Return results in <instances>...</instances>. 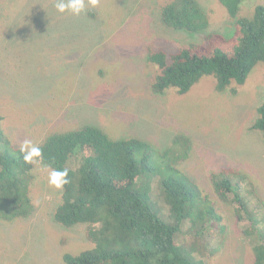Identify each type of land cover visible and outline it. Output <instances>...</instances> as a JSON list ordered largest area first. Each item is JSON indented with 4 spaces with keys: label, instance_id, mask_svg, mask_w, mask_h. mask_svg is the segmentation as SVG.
<instances>
[{
    "label": "rangeland",
    "instance_id": "rangeland-1",
    "mask_svg": "<svg viewBox=\"0 0 264 264\" xmlns=\"http://www.w3.org/2000/svg\"><path fill=\"white\" fill-rule=\"evenodd\" d=\"M169 1L98 0L92 7L86 0L75 16L59 12L58 0H0L1 126L15 148L25 140L38 146L51 133L86 125L114 139L137 137L154 152L182 139L179 168L211 201L220 221L201 235L188 224L177 236L180 247L185 253L193 248L191 256L203 264H252L253 239L246 234L252 214L264 231V141L251 128L264 100V64L242 85L221 92L205 76L184 94L171 88L155 94L158 69L147 60L149 50L168 55L208 34L234 32V20L218 0H197L209 19L204 31L170 29L159 13ZM263 4L241 0L238 16L249 17ZM222 170L238 175L233 183L244 202L239 211L233 194L222 201L213 191L210 175ZM33 171L30 215L0 218V264H62V253L91 247L87 225L65 228L54 221L62 189L49 185L52 169L34 158ZM152 191L162 207L155 184Z\"/></svg>",
    "mask_w": 264,
    "mask_h": 264
},
{
    "label": "trees",
    "instance_id": "trees-1",
    "mask_svg": "<svg viewBox=\"0 0 264 264\" xmlns=\"http://www.w3.org/2000/svg\"><path fill=\"white\" fill-rule=\"evenodd\" d=\"M218 1L234 20L233 34H208L201 43L168 55L149 50L147 60L158 69L152 83L155 94L170 88L184 94L205 76L213 77L215 89L221 92L233 83L242 85L257 64H264V4L255 6L251 16L239 17L241 0ZM159 13L164 26L191 34L204 31L209 23L197 0H171ZM257 115L251 128L264 141V100ZM2 119L0 114V218L13 221L33 210L29 191L35 173L33 162L26 163L20 148L13 147L3 132ZM181 142L176 139L172 148L154 152L137 137L114 139L86 125L51 133L38 145L42 155L36 160L52 170L68 171L69 182L61 190L54 221L65 228L87 225L91 244L78 253H62V264H203L191 256L193 248L184 252L177 236L188 224L201 235L203 229L218 224L220 216L180 170ZM159 164L163 170L157 168ZM236 177V172L222 170L212 173L210 182L219 200L233 194L239 211L244 202L236 194ZM154 184L162 207L153 199ZM152 204L160 209L154 211ZM249 220L246 234L253 239L252 264H264L260 219L252 214Z\"/></svg>",
    "mask_w": 264,
    "mask_h": 264
},
{
    "label": "clouds",
    "instance_id": "clouds-1",
    "mask_svg": "<svg viewBox=\"0 0 264 264\" xmlns=\"http://www.w3.org/2000/svg\"><path fill=\"white\" fill-rule=\"evenodd\" d=\"M98 0H87V4L95 7ZM86 7V0H58L56 8L59 12L64 13L65 11L71 12L72 15L79 16ZM20 152L23 155V159L26 163H32L34 158L42 155V150L34 145L31 141L25 140L20 145ZM68 171L64 170H52L49 173V185L54 186L56 189H62L65 184L69 181L67 179Z\"/></svg>",
    "mask_w": 264,
    "mask_h": 264
}]
</instances>
